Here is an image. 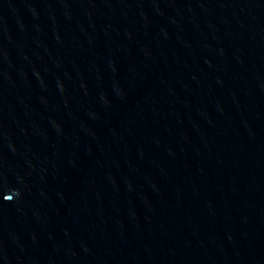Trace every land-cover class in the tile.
I'll use <instances>...</instances> for the list:
<instances>
[{
	"label": "water",
	"instance_id": "1",
	"mask_svg": "<svg viewBox=\"0 0 264 264\" xmlns=\"http://www.w3.org/2000/svg\"><path fill=\"white\" fill-rule=\"evenodd\" d=\"M0 264H264V0H0Z\"/></svg>",
	"mask_w": 264,
	"mask_h": 264
}]
</instances>
